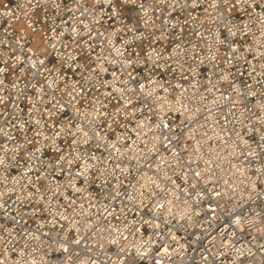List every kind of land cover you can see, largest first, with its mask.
<instances>
[{"label": "built area", "instance_id": "built-area-1", "mask_svg": "<svg viewBox=\"0 0 264 264\" xmlns=\"http://www.w3.org/2000/svg\"><path fill=\"white\" fill-rule=\"evenodd\" d=\"M66 2L71 5V0ZM148 2L151 3L152 0ZM178 2L182 5L185 0H178ZM210 2L211 0H200V7L193 9L189 0V7L183 10L177 8L168 21L166 38H162L159 43H150L153 31L160 36L162 19L168 18V12L171 9H164L163 14L155 13L152 18L156 22V27L144 29L141 25L140 31L145 32V38L143 41L136 40L132 44L131 51L148 52L154 46L165 58L172 57L166 62L164 60L160 62L161 69L155 71L153 78L159 79L169 90L165 93L158 89L161 97L167 96L174 102L183 92L181 100L188 110L185 112L180 104L173 103L174 110L164 117L171 128L157 129L155 127L157 118L147 120L151 112L143 109V104L137 100L139 83L145 84V91L153 87L147 82L148 73L140 67L135 70L121 69L119 65L107 64L109 71L106 74L102 73L101 77L109 84L113 81L111 75L113 71L117 72L121 81L127 79L126 75H122L123 72H132L134 77L128 85L121 82L116 84L120 88L135 89L126 93V98L133 101L134 113L133 107H129L127 120L121 116L119 125H114L113 130L106 132L111 141L121 149L122 155L117 154L115 149L104 146L96 148L95 145L98 142L91 141L88 147L95 152L96 156L101 157L102 161L97 164V161L89 158L88 162L97 164V167L89 171L87 183L84 177L76 179V185L82 190L76 193L72 187L67 186L68 172L74 175L79 170L77 165L82 166V163L78 161L69 168L65 162L64 172L53 173L47 164L48 162L55 164L58 157L49 142L44 153L38 154L45 163L41 165L33 162L34 171L31 179L34 183L37 182L36 170H39L45 188L51 186L55 189L57 180H54L53 176H56L62 195L49 200L51 192L42 188L44 199L41 201V194L36 193L34 188L24 187L21 190L18 186L11 195V199L5 196L3 200H0V203L6 202L7 208V215H5V209L0 208V226H2L0 236L7 239L8 233L3 231V228H9L11 236L15 238L7 245L4 240H0V258L3 257L6 246L9 249H16L15 252L8 253L9 264L13 262L24 264L25 260L31 261L33 258L38 264L42 260L47 264H62L70 254L73 257L72 264H77V254L80 260H96L99 264H112L121 255L127 261H135V264H154L156 259H161L163 264H264V139H262L264 122L261 119L264 113L259 107L264 104V96L261 95L264 94V85L254 84L247 75L251 65L248 68L241 66L243 76L235 74L234 69V74L229 81L219 80L222 73L218 70L215 74L213 73L212 65L205 57L209 54L207 52L209 43L212 44L213 52L216 51L215 37L219 21L213 23L204 11ZM4 4L21 17L19 22H12L10 31H14L21 25L26 28L27 22L23 19V13L27 10L25 0H0V5ZM17 4H25V9H18ZM160 7L164 8L163 5ZM3 10L0 8V12ZM209 11L212 12L211 9ZM37 15L40 13L38 12ZM122 15L124 22L130 27L136 23L135 10H125ZM212 15L216 16L217 13L212 12ZM161 16L162 19H157ZM240 16L241 14H238L236 19L239 20ZM64 19L71 25L69 15H65ZM178 19L182 24L187 21L183 31L180 27L175 29L171 27ZM6 20L7 17H0V21ZM57 23L59 24V19ZM4 27H7V23L0 25V39L11 40L12 37L4 36ZM77 27L82 29L83 25L78 24ZM219 31L223 32V29L219 28ZM196 32L201 33V36L194 35ZM226 35L227 33H224L221 38ZM258 36L259 33H257ZM119 39L132 40V34ZM251 39L250 36L249 42ZM93 43L96 53L99 54V40L96 39ZM177 44H180L183 51L174 53L173 49ZM194 45L195 52H193ZM225 50L223 46H220V56H223ZM184 52L188 55L185 56ZM193 56L195 60L192 59ZM202 59L203 63H201ZM255 66L259 72L260 63L256 62ZM189 68H195V71H189ZM209 78L215 86L211 92L205 90L209 86ZM71 82L70 79L69 84ZM245 83L254 84L253 90L257 92L256 96L247 94L248 90L244 88ZM178 84L180 87H176ZM237 88L242 91L238 93L235 90ZM107 90L111 91V87ZM100 91L103 92L105 89L101 88ZM5 94L14 95L10 88ZM28 95H34L31 89ZM57 95L59 96L60 93ZM65 99H67L66 96ZM19 103L24 109V119L27 120L26 98ZM116 104L115 100L109 104V113L114 112L113 105ZM40 107L42 111L43 106ZM151 107L159 116L158 105L152 104ZM5 112L10 115H5ZM19 114V110L11 102L7 107L0 106V127L11 132L9 123H15L13 116H19ZM72 114L73 109L68 108L51 119L45 116L42 123L50 125L55 121L57 124L55 130L58 131L59 125L66 124ZM39 116L40 112H34L33 119ZM140 121H144L146 125L150 124L151 127L137 128ZM75 122H82V118L76 117ZM125 124L126 128L123 126ZM84 126L92 127L86 123ZM29 127L32 129L27 132L29 138H32L35 131H43L48 136L53 133L51 128L46 127L41 130L35 125H29ZM72 131L75 132L74 127ZM237 133L240 135L238 136ZM12 135L17 137L16 143L23 142L24 134L12 132ZM118 135L125 138L117 141ZM165 136L172 140L168 147H165L167 143ZM189 136L193 137L190 141L187 139ZM157 137H159L158 140ZM38 139L41 144L44 143L43 136ZM224 141H227L226 145ZM5 142V138L0 136V145ZM197 142L201 148L198 155L203 158L198 160L197 156H192L194 162L188 165L189 154L197 147ZM7 143L9 147L13 144L12 141ZM58 143L65 153L72 150L69 147L71 137L62 134ZM186 143L187 151H185ZM154 145L157 151L152 150ZM25 148L32 150L28 145H25ZM172 149L182 154L184 166L178 164L177 159L173 157ZM84 150L83 147L80 149V151ZM250 152L254 154L249 155ZM110 153L113 158L109 161L107 157ZM205 160L211 162L206 164ZM117 164L120 168L116 169L113 175V168ZM125 166L128 167L127 173L122 171ZM19 171L22 169H9L11 176H18ZM195 172H200L202 175L197 178L194 176ZM142 174L158 178L161 188L167 191L155 189L153 185L152 187L160 195L152 199L141 197L139 186L144 181L140 180L138 183L137 180ZM11 176L7 184L9 188L12 187ZM116 176H119V180ZM25 183L22 181V185ZM4 190V185L0 184V191ZM30 191L33 196L29 200L27 197ZM17 196L21 197V202L13 204L12 201ZM66 196L74 199L76 203L68 207ZM129 196H134L135 199L130 200ZM161 197H164L166 207L169 206L167 202L171 201V212L156 213L154 205ZM66 208L67 211H65ZM73 209H75L74 212ZM52 213H56L55 217ZM61 213H65L68 219L59 220ZM237 216L241 218L242 224L236 223ZM12 217H15V220ZM54 219L58 221L55 225L52 223ZM72 221L75 223H71ZM61 225H64L63 230ZM125 237L127 240L124 239ZM113 239L117 242L111 243ZM76 240H79L78 244L74 242ZM144 241H150L145 245L149 251L145 257L141 258L136 255V248L130 246L133 244L139 246ZM64 243L67 244L69 252L59 248V244ZM121 246L128 250L126 254H120ZM164 247L168 249L167 254H163ZM21 249L26 253L24 257L19 255Z\"/></svg>", "mask_w": 264, "mask_h": 264}, {"label": "snow or ice", "instance_id": "snow-or-ice-1", "mask_svg": "<svg viewBox=\"0 0 264 264\" xmlns=\"http://www.w3.org/2000/svg\"><path fill=\"white\" fill-rule=\"evenodd\" d=\"M25 4L27 5V10L23 13V19L27 22V26L25 28L24 25H21L14 31H10L12 22H19L21 17L9 10L7 4L0 5V8L4 9L0 12V17H7L6 21H0V25L7 23V27L3 29L4 36L12 37L11 40L0 39V106L7 107L9 102H11L20 113L19 116H13L15 123H9L11 132L5 131L3 127H0V136H3L6 141L3 145H0V153H2L0 154V170H2V173H0L2 175L0 184L4 185L5 188L4 191H0V200H3L5 196L11 199V195L20 186L21 190L24 187L34 188L36 193L41 194L40 200L42 201L44 199L42 188L51 192L49 200L62 195L56 176H53V179L57 180L55 189H52L51 186L45 188L41 181L39 170H36L37 182L34 183L31 179V174L34 171L33 162H38L41 165L45 163L38 154L42 155L44 153L49 142L58 157L55 164L52 162L47 164V167L53 173L64 172L65 162L69 165V168L78 161L82 163V166L77 165L79 170L74 175L70 171L68 172L67 186L72 187L76 193L82 191L76 185V179L84 177L87 183L89 171L95 170L97 164L102 161V158L96 156L95 152L88 147L91 141L95 140L98 142L95 145L96 148L104 146L115 149L117 154L122 155L121 149L115 142L111 141L106 132L113 130L114 125H119L121 116L127 120L129 107H133L134 113L133 101L126 98V93L135 91V89L116 86L117 82L128 85L129 81L133 80L134 77L132 72H123L122 75H126L127 79L121 81L117 72L113 71L111 73L113 81L109 84L108 81L102 80L101 77L102 73L106 74L109 71L107 64L119 65L121 69L133 68L135 70L140 67L148 73L147 82L153 87L151 90L145 91V84L139 83L137 100L143 104V109H148L151 112V116L147 117V120L151 121L154 117L157 118L155 123L157 129L171 128L170 124L165 122L164 117L174 110L173 103L180 104L185 112L188 110L181 100L184 95L183 92L174 102L169 100L167 96L161 97L158 89L165 93H168L169 90L159 79L153 78L155 71L161 69L160 62L162 60L166 62L172 57L168 56L165 58L154 46L151 47L150 51L143 53L131 51V49L132 44L136 40L143 41L145 38L146 34L140 31V26L143 25L144 29L155 28L156 22L152 18L153 15L157 12L163 14L164 9H171L168 12L167 19H162V16L157 17V19H162V24L160 25L161 34L157 36L155 31H153L150 43H159L162 38H166L165 33L167 32L168 21L171 19L172 13L177 8L183 10L189 7V0H185L182 5L179 4L178 0H172V2H169V0H152L151 3L148 0H91V3H89V0H71V5L66 0H25ZM25 4H17L16 7L25 9ZM160 5H163L164 8L162 9ZM191 7L193 9L200 7V0H191ZM209 9L217 13V15L213 16ZM125 10H135L137 13L135 17L136 23L131 27L124 22L122 13ZM204 11L213 23L219 21V28L223 29V32H220L218 28L215 37L216 51L213 52L211 43H209L207 48L209 54L205 58L212 65L213 73L215 74L218 70L222 73L219 76V80L229 81L234 74V69L236 70L235 74L243 76L244 73L240 70L241 66L248 68L251 65L252 67L248 70L247 75L254 81V84L264 85V0H211ZM38 12L40 15H37ZM238 14H241L239 20L236 19ZM65 15L70 16L71 25H69L68 20L64 19ZM245 16L247 19H243ZM33 17L35 18L33 19ZM57 19H59V24ZM78 24L83 25V28L77 27ZM185 24H187V21L182 24L178 19L171 27L173 29L180 27L181 31H183ZM49 33H51V36H49ZM66 33L68 34L67 36ZM224 33H227V35L221 38ZM257 33H259L258 37ZM129 34H132V40L119 39L127 37ZM194 35L201 36V33L196 32ZM250 36L252 39L249 42ZM114 38L118 39L114 40ZM96 39L100 43L99 54L96 53L95 44L93 43ZM220 46L226 49L223 56L219 54ZM195 48L196 46L194 45L193 52H195ZM181 51L183 49L180 44H177L173 49L174 53ZM153 54H155V58H153ZM184 55L187 56L188 53L184 52ZM192 59L195 60V56ZM256 62L260 63L259 72H257L255 66ZM201 63H203V59ZM181 69H183V65H181ZM189 71H195V68H189ZM70 79L72 81L71 84H69ZM254 84H244V88L248 90V95H257V92L253 90ZM208 85L205 90L211 92L215 86L212 85L210 78L208 79ZM109 87H111V91L107 90ZM176 87H180V85L178 84ZM9 88L14 95L5 94ZM101 88H104L105 91L101 92ZM29 89L33 91L34 95H28ZM235 90L238 93L242 91L239 88ZM57 93H60V95L58 96ZM261 95L264 96V94ZM65 96L67 99H65ZM25 98L28 105L27 120L24 119V109L20 107L19 103L20 100ZM113 100L117 101V104L113 105L114 112L109 113L108 107ZM121 101L122 103H120ZM152 104L158 105L159 116L156 111L152 110ZM40 106H43L42 111ZM259 107L261 112L264 113V104ZM68 108L73 109V114L67 119L66 124L59 125L58 131L55 130L57 128L55 121L50 125L42 123L45 116L51 119ZM34 112H40V116L33 119ZM5 115H10V113L5 112ZM76 117H81L82 122H75ZM261 119L264 122V117ZM85 123L92 127H85ZM29 125L38 126L41 130L46 127L51 128L53 133L48 136L43 131H35L32 138H29L27 132L32 130ZM123 126L127 127L126 124ZM73 127L75 132L72 131ZM145 127L150 128L151 125H146L144 121H140L137 124L139 129H144ZM12 132L24 134L22 136L23 142L16 143L17 137L12 135ZM62 134L66 137H71L69 147L72 150L67 153L64 152L63 147L58 143ZM237 135L239 136L240 134L237 133ZM41 136H43V144L38 139ZM124 138L118 135L117 141ZM156 139L158 140L159 137ZM187 139L190 141L193 137L189 136ZM165 140L167 141L165 147H168L172 140L168 136H165ZM7 141L13 142L11 147H9ZM177 143H179V140H177ZM245 143L247 142L245 141ZM224 144L226 145L227 141H224ZM25 145L30 146L32 150H27ZM82 147L85 149L84 151H80ZM187 148L188 145L186 143L185 151H187ZM152 150L157 151L155 145ZM200 152L201 148L199 142H197V147L189 154L188 165L194 162L192 156H197L198 160L203 158L198 155ZM9 153H11V156H9ZM253 154L249 153V155ZM172 155L177 159L178 164L184 166L185 161L179 151L172 149ZM89 158L97 161V164H90L88 162ZM112 158L113 156L110 153L107 160L110 161ZM210 162V160H205L206 164ZM157 167L159 168V165ZM13 168L22 169V171H19L18 176H11L9 169ZM118 168H120V165H115L113 175H115ZM122 171L127 173L128 167L125 166ZM201 175L200 172L194 173L197 178ZM10 176L12 179L11 188L7 186ZM116 179L119 180V176H116ZM140 180L144 181L139 186L140 196L145 199L159 196L160 193L155 191V189L167 191V189L161 188L158 178L142 174L137 182L139 183ZM22 181L26 183L22 185ZM173 184H175V181H173ZM153 185L155 189L152 187ZM146 192L147 196H145ZM32 196L33 193L30 191L27 199L30 200ZM65 199L68 201V207L76 203L74 199H69L67 196ZM129 199L134 200L135 197L129 196ZM17 202H21L20 196H17L12 201L13 204ZM167 203L168 207L165 206L164 197H161L154 205L156 213L159 214L162 211L171 212V201ZM0 208L5 209V215H7L6 202L0 203ZM65 211H67V208ZM74 211L75 209H73ZM52 215L55 217L56 213H52ZM12 219L15 220V217H12ZM67 219L68 217L65 213L59 214V220ZM52 223L55 225L58 221L54 219ZM71 223H75V221ZM236 223L242 224L239 216L236 218ZM156 227H159V225H156ZM63 228L64 225H61V230ZM3 231L8 233V238L5 239V237L0 236V240H4L5 245L12 243L15 238L11 236V229L3 228ZM36 238L38 239V237ZM124 239L127 240V237ZM74 242L78 244L79 240ZM110 242L116 243L117 241L113 239ZM149 243L150 241H144L139 246L133 244L130 247H135L136 255L143 258L148 254L149 249L145 245ZM59 248L65 252L70 251L66 243L59 244ZM10 251L15 252L16 249H9L5 246L4 255L0 258V264H9L8 253ZM127 251L123 246L120 247V254H126ZM167 252V247H164L163 254H167ZM19 255L24 257L26 253L21 249ZM72 261L73 257L70 254L62 264H72ZM76 261L77 264H99L96 260H80L78 254ZM13 264H18V262H13ZM24 264H38V262L33 258L31 261L25 260ZM40 264H47V262L42 260ZM112 264H135V261H127L121 255ZM154 264H163V262L161 259H156Z\"/></svg>", "mask_w": 264, "mask_h": 264}]
</instances>
